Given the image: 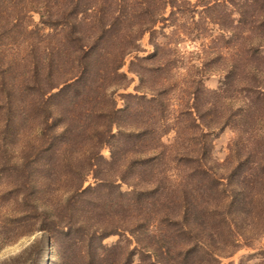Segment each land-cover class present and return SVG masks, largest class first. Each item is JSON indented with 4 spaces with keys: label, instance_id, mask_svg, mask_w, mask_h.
<instances>
[{
    "label": "trees",
    "instance_id": "obj_1",
    "mask_svg": "<svg viewBox=\"0 0 264 264\" xmlns=\"http://www.w3.org/2000/svg\"><path fill=\"white\" fill-rule=\"evenodd\" d=\"M182 37L208 40L183 60ZM13 40L27 48L0 57L2 129L13 102L35 126L14 153L0 138L20 233L60 236L58 264H220L253 240L264 264V0H0L1 55ZM126 59L140 92L118 107ZM226 126L218 161L208 136ZM113 233L126 243H102Z\"/></svg>",
    "mask_w": 264,
    "mask_h": 264
},
{
    "label": "rangeland",
    "instance_id": "obj_2",
    "mask_svg": "<svg viewBox=\"0 0 264 264\" xmlns=\"http://www.w3.org/2000/svg\"><path fill=\"white\" fill-rule=\"evenodd\" d=\"M191 2L196 0H190ZM32 23L36 19V13L30 12ZM159 39H161L159 37ZM207 37H200L194 39V41L188 40L187 38H180L178 43L175 44L178 51L181 53L183 60L190 57L189 51L197 49L203 42L207 41ZM12 44L15 45V49L18 51H13L8 54H0L1 60L10 58L11 60L17 57H21L23 54L22 47L27 48V43L23 40H13ZM140 44L145 50L150 49V45L146 42V35L140 39ZM139 53L144 54L145 51H140ZM189 58L188 60H190ZM122 69L126 71L128 78L127 86L120 88L115 93L116 105L118 107L123 106L122 96L118 95L120 92H131L138 93V79L134 73L127 71V59L122 65ZM17 81V80H14ZM203 85L206 88H214L217 85L218 76L215 74H210L203 77ZM140 92V91H139ZM0 102L2 98L0 96ZM2 103H0L1 105ZM5 109V108H4ZM0 107V138L4 141L6 150L9 154L14 153V145L18 142L24 143L26 141L34 142V107L27 110L30 113V117L27 120H22L19 118L23 113L20 108L16 107V103L13 102L12 106V118L9 119L7 123L8 126L2 129V123L4 122L5 111ZM47 131V129H45ZM116 130L115 124L112 125V131ZM18 131V132H17ZM171 132L162 136V139L170 137ZM232 136V131L229 127H224L216 135L208 136L210 142V155L220 161L226 151L228 139ZM119 139H110L109 143L104 144L100 152L105 159L110 156V149L115 145H118ZM111 145V146H110ZM118 148V146H117ZM14 175L12 173L0 174V264H58L59 252L61 249V243L63 242L60 236L51 237L49 243H47V238L44 232L34 230V224H28V230L23 233L19 232L21 225L18 224L19 216V194H17V187L14 184ZM126 186L124 183L120 185L121 189ZM59 237V238H58ZM123 236L118 234H109L102 238V243L110 244L118 240L121 244H125L126 241ZM38 241V242H37ZM262 240H253L251 245H243L237 248L231 255L222 257L220 259V264H237L241 262L242 264H256L260 255L259 250H256L261 244ZM42 244V245H40ZM137 263V255L134 254L131 257L129 264Z\"/></svg>",
    "mask_w": 264,
    "mask_h": 264
}]
</instances>
